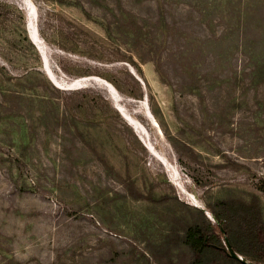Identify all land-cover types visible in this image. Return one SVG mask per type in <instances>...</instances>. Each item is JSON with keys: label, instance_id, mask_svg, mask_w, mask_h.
<instances>
[{"label": "rangeland", "instance_id": "rangeland-1", "mask_svg": "<svg viewBox=\"0 0 264 264\" xmlns=\"http://www.w3.org/2000/svg\"><path fill=\"white\" fill-rule=\"evenodd\" d=\"M223 199L264 224V0H0V264H190Z\"/></svg>", "mask_w": 264, "mask_h": 264}, {"label": "trees", "instance_id": "trees-1", "mask_svg": "<svg viewBox=\"0 0 264 264\" xmlns=\"http://www.w3.org/2000/svg\"><path fill=\"white\" fill-rule=\"evenodd\" d=\"M213 222L189 224L180 237L191 252L190 264H264V224L256 201L218 200L209 207ZM218 238H217V237ZM223 236L225 244L215 238ZM237 254L243 255L242 259Z\"/></svg>", "mask_w": 264, "mask_h": 264}, {"label": "bare ground", "instance_id": "bare-ground-1", "mask_svg": "<svg viewBox=\"0 0 264 264\" xmlns=\"http://www.w3.org/2000/svg\"><path fill=\"white\" fill-rule=\"evenodd\" d=\"M30 7H32V6H30ZM33 15H34V14H33ZM34 23H35V17L31 15V16H30V25H34ZM32 38H33V40H35L34 42H36L37 44H39V42H37V40H36V36H33ZM32 38H31V40H32ZM73 79H74V78H73ZM75 80H78V79H75ZM75 80H73V81H75ZM71 82H72V81H71ZM77 82H78V81H77ZM79 82L82 84V81H79ZM59 87H60V84H59ZM62 87H63V86H62ZM105 88H106V87H105ZM109 91H110V90H109ZM113 95H114V94H113ZM113 95H111V96H113ZM116 109L119 110V111L122 113L123 117L127 120V122H128L130 125H132L133 128H135V130H136L139 134H141V132L139 131L138 127L136 126V125H137L136 122H134L133 120H131V119L128 117V114H127L122 108H120L119 105L116 106ZM152 124H153L154 126H157L155 121H153ZM144 137H145V136H144ZM145 139H146V138H144V142L146 141ZM146 142H147V141H146ZM145 144H146V143H145ZM146 145H147L148 150H149L152 154H154V153H153L154 150H153L152 148H150L149 143L146 144Z\"/></svg>", "mask_w": 264, "mask_h": 264}, {"label": "water", "instance_id": "water-1", "mask_svg": "<svg viewBox=\"0 0 264 264\" xmlns=\"http://www.w3.org/2000/svg\"><path fill=\"white\" fill-rule=\"evenodd\" d=\"M141 80V79H140ZM73 84H71V85H69V86H72ZM120 108H122V107H120ZM123 109V108H122ZM124 110V109H123ZM125 111V110H124ZM154 121V119L152 118V122Z\"/></svg>", "mask_w": 264, "mask_h": 264}]
</instances>
